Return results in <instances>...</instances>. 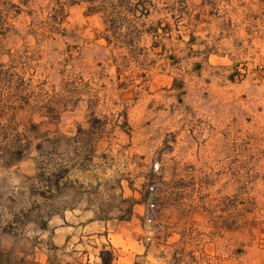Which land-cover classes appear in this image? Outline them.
<instances>
[{
    "label": "rangeland",
    "instance_id": "obj_1",
    "mask_svg": "<svg viewBox=\"0 0 264 264\" xmlns=\"http://www.w3.org/2000/svg\"><path fill=\"white\" fill-rule=\"evenodd\" d=\"M103 3L0 0V63L37 96L0 158V250L264 264V0Z\"/></svg>",
    "mask_w": 264,
    "mask_h": 264
},
{
    "label": "trees",
    "instance_id": "obj_2",
    "mask_svg": "<svg viewBox=\"0 0 264 264\" xmlns=\"http://www.w3.org/2000/svg\"><path fill=\"white\" fill-rule=\"evenodd\" d=\"M103 1L102 8L105 9L108 0ZM30 84L28 81L16 79L12 67L6 68L3 63H0V109L12 112L11 118L0 125V158L5 167L23 159L32 145L31 137L19 132L12 125V117L15 116V113L30 105L32 98L37 100L35 92L29 91ZM47 187L51 193H61L62 191L58 179L52 180ZM26 217L28 216L26 215ZM100 256L103 264H112L116 258L114 253L109 250H102ZM0 264H34V262L25 257H14L12 254L0 250ZM49 264H62V262L54 254L50 257Z\"/></svg>",
    "mask_w": 264,
    "mask_h": 264
}]
</instances>
